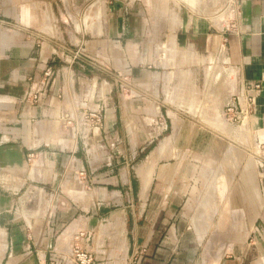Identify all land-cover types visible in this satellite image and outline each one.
<instances>
[{"label": "crops", "instance_id": "crops-1", "mask_svg": "<svg viewBox=\"0 0 264 264\" xmlns=\"http://www.w3.org/2000/svg\"><path fill=\"white\" fill-rule=\"evenodd\" d=\"M82 1L0 0V264H64L75 246L92 264H196L191 231L173 222L175 193L191 192V180L173 168L207 171L224 137L196 142L219 133L194 129L186 104L218 100L223 109L243 83L261 86L243 135L252 158L229 163L241 171L226 182L223 214L242 218L245 236L207 260L264 264V166L255 173L264 165V0L232 1L216 26L166 0H149L151 14L137 12L148 0H110L101 14V0H85L76 20ZM5 22L17 25L3 32ZM146 149L137 162L129 156ZM180 152L195 157L180 161ZM132 193L147 200L136 216Z\"/></svg>", "mask_w": 264, "mask_h": 264}, {"label": "rangeland", "instance_id": "rangeland-1", "mask_svg": "<svg viewBox=\"0 0 264 264\" xmlns=\"http://www.w3.org/2000/svg\"><path fill=\"white\" fill-rule=\"evenodd\" d=\"M34 2L38 0H33ZM107 1V2H106ZM110 0H101L102 5H96V13H103V4L109 5ZM170 2V6L168 7L171 10H175L178 12H192L195 15H201L205 17L212 25L216 26L220 21H222L226 14L231 12L230 5L232 4L231 0H227L225 4L221 3L217 5L218 0H166ZM109 2V3H108ZM222 2V1H221ZM82 4H76L73 8V14L76 17V20L83 19V16L87 12V6L85 5L86 1H82ZM156 8H158L156 6ZM155 6H152L151 3L142 4L140 3L137 12H141V9L145 13H155ZM140 9V11H138ZM37 10V9H36ZM136 12V13H137ZM34 13H37V11ZM86 17V16H85ZM11 24V25H10ZM13 25H17L16 23H3L2 27L6 31H12L14 28ZM217 68V67H216ZM218 69V68H217ZM215 69L214 71H216ZM118 77V75H112V78ZM177 105L179 111H186L184 109V102L181 101ZM189 109L187 110L190 116L188 120L192 123L194 129L197 127H208L213 129L215 132L217 131L219 134H205L202 133L199 135L197 139H195V134H192L193 141L195 139L198 142L200 139L205 142L208 141L210 137L219 136L218 141L223 136V154L218 155L213 153V151H208V158H213V163H207L204 168L207 167V171H199V165L195 170L191 171V167H184V165L179 164L175 165L173 168L174 174L181 180L184 178L191 180L189 183V190L191 192L188 193H175L176 195V206L177 213L176 219H173L175 224L185 222V228L189 229L193 235L194 242L198 247V255L196 264H216V259L220 258L224 252H226L230 247V243L234 238L242 239L245 236V230L243 229L245 224L242 218L238 220L235 219V216L231 214H223V208L226 210L227 207L231 206L232 199L230 198L229 189L227 186V181L233 178L234 176L238 177L241 169L237 167L234 169L230 164L239 160V157H243L244 159L250 158L251 155L247 151L249 146L248 140L244 137V133H238L239 125H231L227 123V121L223 118L222 114V103L220 101H205L198 100L195 102H191ZM201 137V138H200ZM217 138V137H216ZM210 141V139H209ZM146 149L142 153L133 152L129 153L130 157H133L134 160H137L143 157V154L147 152ZM242 154L247 155V157L242 156ZM194 155V154H193ZM183 161L184 159H190L195 156H188L185 153L180 152L178 156ZM252 158V157H251ZM186 161V160H184ZM257 162V161H256ZM230 163V164H229ZM255 173L258 176L261 171V168L258 167V164H255ZM188 169V171H184ZM236 170V171H235ZM136 174L135 170H132L131 175L134 177ZM201 174V175H200ZM233 175V177H232ZM202 179V180H201ZM202 181L200 183V181ZM192 181L195 183L193 184ZM259 200L260 205L264 210V192L262 191V185L259 182ZM225 189V190H224ZM227 190V191H226ZM140 194V193H139ZM223 194V195H222ZM131 199L134 204V215L136 216L138 213L137 209H141V205L144 201H147L143 197H139L138 193H132ZM263 201V203H262ZM138 206V207H137ZM262 211V210H261ZM227 219V223L224 220ZM124 235L126 231L129 232L130 229L125 225L124 227ZM134 231L131 232V235H134ZM153 240H157L154 238ZM161 238L157 241H159ZM144 241V240H143ZM141 241V245H144L148 241L145 239V243ZM79 247V246H78ZM80 248V247H79ZM74 249V248H73ZM81 249V248H80ZM142 249V247H141ZM142 257L145 258L146 249H142ZM140 252V250H139ZM139 254V255H141ZM207 258H214V260L209 261ZM70 259V260H69ZM143 259H135L129 262V264H142ZM94 262V257L92 255L91 264ZM64 264H78L75 259V254H72L65 258ZM179 264V263H177ZM186 264V263H181Z\"/></svg>", "mask_w": 264, "mask_h": 264}, {"label": "built area", "instance_id": "built-area-1", "mask_svg": "<svg viewBox=\"0 0 264 264\" xmlns=\"http://www.w3.org/2000/svg\"><path fill=\"white\" fill-rule=\"evenodd\" d=\"M234 1V0H231ZM51 76V69L47 68L43 73V79L39 85V89L29 97L33 103H39L40 97L46 92L47 80ZM261 91V86L256 83H243L239 93L231 94L229 100L222 109L223 118L231 125L242 126L246 123L248 116L252 112L256 98ZM67 124H71L70 121ZM238 126V127H239ZM27 162L31 163L34 160V153H29L26 157ZM258 165L262 168L263 162L258 161ZM264 190V178L261 181ZM75 259L78 264H91L92 255L75 246L73 249Z\"/></svg>", "mask_w": 264, "mask_h": 264}, {"label": "bare ground", "instance_id": "bare-ground-1", "mask_svg": "<svg viewBox=\"0 0 264 264\" xmlns=\"http://www.w3.org/2000/svg\"><path fill=\"white\" fill-rule=\"evenodd\" d=\"M245 130H246V127H245V122H244L242 126L238 127V133H244Z\"/></svg>", "mask_w": 264, "mask_h": 264}]
</instances>
